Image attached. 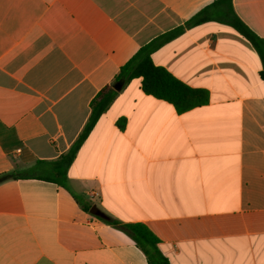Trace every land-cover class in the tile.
<instances>
[{"label": "crops", "instance_id": "crops-1", "mask_svg": "<svg viewBox=\"0 0 264 264\" xmlns=\"http://www.w3.org/2000/svg\"><path fill=\"white\" fill-rule=\"evenodd\" d=\"M211 1L0 0V172L16 174L0 181V264H149L97 211L145 224L170 264H264V78L250 42L206 21L151 53L208 91L187 110L140 77L114 88L141 45ZM232 6L264 40V0ZM110 84L66 187L49 180Z\"/></svg>", "mask_w": 264, "mask_h": 264}, {"label": "trees", "instance_id": "trees-1", "mask_svg": "<svg viewBox=\"0 0 264 264\" xmlns=\"http://www.w3.org/2000/svg\"><path fill=\"white\" fill-rule=\"evenodd\" d=\"M206 21H218L228 24L247 39L260 58L262 63L260 76L264 78V40L235 13L232 0H212L183 23L156 35L141 45L120 66L114 76L113 83L123 86L131 78L140 77L143 92L171 102L177 111H184L206 103L208 100V91L206 89L189 86L171 74L165 67L154 64L151 59V53L164 43L183 33L186 28ZM115 94L116 89L113 88V84H110L100 88L92 97L89 102V115L75 140L65 152L54 160L48 161L51 164L50 175L47 176L49 180L66 187V170L69 164L98 117L106 110L115 97ZM118 125L120 127L124 126V118L118 121ZM15 176L14 170L0 172V181ZM73 197L83 210L91 212L94 209L90 202L77 196ZM99 218L127 233L141 248L149 264H170L159 248L158 238L145 224L141 222H122L107 215L105 217L99 216Z\"/></svg>", "mask_w": 264, "mask_h": 264}, {"label": "water", "instance_id": "water-1", "mask_svg": "<svg viewBox=\"0 0 264 264\" xmlns=\"http://www.w3.org/2000/svg\"><path fill=\"white\" fill-rule=\"evenodd\" d=\"M119 87V84L118 83H116V84H114V88H118ZM99 216H102V217H105L106 215L105 214H103L102 212H99V211H97L96 212Z\"/></svg>", "mask_w": 264, "mask_h": 264}]
</instances>
